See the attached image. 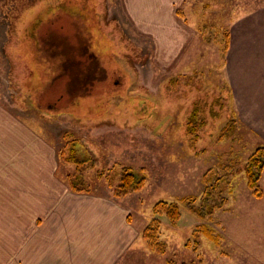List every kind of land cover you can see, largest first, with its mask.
Here are the masks:
<instances>
[{"label": "rangeland", "instance_id": "374dc122", "mask_svg": "<svg viewBox=\"0 0 264 264\" xmlns=\"http://www.w3.org/2000/svg\"><path fill=\"white\" fill-rule=\"evenodd\" d=\"M176 11L195 40L171 67L159 65L154 41L136 29L122 0H0V103L51 146L60 179L76 174L59 160L73 144L76 157L94 159L96 167L85 170L93 177L94 193L87 194L121 209L137 236L116 264H264V202L250 197L244 173L226 191L227 209L204 223L216 240L197 233L203 223L185 203L176 225L157 217L163 252L142 238L155 204L201 196L210 173L226 162L245 165L264 147L240 121L226 67L234 30L264 14V0H184ZM257 46L254 39L255 54ZM249 49L247 43L242 53ZM66 50L77 54L66 60ZM218 96L228 104L226 116L201 113L207 123L192 146L186 132L192 105ZM152 110L156 118L145 124ZM230 119L236 133L220 139ZM123 168L146 182L121 197L106 179Z\"/></svg>", "mask_w": 264, "mask_h": 264}, {"label": "crops", "instance_id": "0c3cea01", "mask_svg": "<svg viewBox=\"0 0 264 264\" xmlns=\"http://www.w3.org/2000/svg\"><path fill=\"white\" fill-rule=\"evenodd\" d=\"M122 1L136 29L154 41L159 65H177L195 40L193 27L176 14L184 0ZM252 16L249 25L234 30L226 67L240 121L260 143L264 142V27L258 23H264V14ZM247 43L251 53L243 54ZM44 142L0 103V264H116L137 237L133 238L125 214L109 201L67 190L56 176L53 150ZM260 186L261 198L249 193L263 203L264 171Z\"/></svg>", "mask_w": 264, "mask_h": 264}, {"label": "trees", "instance_id": "16d2710c", "mask_svg": "<svg viewBox=\"0 0 264 264\" xmlns=\"http://www.w3.org/2000/svg\"><path fill=\"white\" fill-rule=\"evenodd\" d=\"M114 45H120L117 40H114ZM71 46L73 43L71 42ZM228 49L225 46V51ZM65 59L70 60L72 57H75L77 53L73 51L66 50ZM186 81L191 84L194 83V79L192 76L188 75L185 77ZM116 81H119V76L116 78ZM179 79L175 78L169 83L170 89H174L178 85ZM94 83V82H93ZM119 83V82H118ZM173 84V87L171 85ZM200 84V82H199ZM198 85L194 86L197 87ZM198 93H200V87L197 89ZM84 91V90H83ZM81 89H77L75 93L71 92V94L67 95H78ZM213 94V92L209 93ZM192 114L189 118V122L186 126V132L189 139V142L192 146L196 145L201 139V133L207 123L206 117H202L200 114L205 112L211 118L217 120L225 117L224 111H227L228 104L225 102V98L218 96L217 98L209 101V99L202 101V98L199 97L198 101L194 103ZM157 110V108H154ZM227 114V113H226ZM147 119L145 120V124L153 123L156 116H154V112L147 115ZM228 123L219 134L220 139L222 138H231L236 133V119L235 120H227ZM78 144H73L70 150V155H62L59 160L64 165H74L76 174L71 177H66L65 175L62 177L63 181L69 187V189L77 194H90L94 193L93 188L91 186L90 181L92 180V176H88L89 174L85 173L87 168L96 167V163L94 159L90 156V159L82 160L76 157L78 153ZM264 171V147H260L256 150V152L251 155L249 160L245 165L240 166V163L236 162L232 164L231 162H226L222 164V167L217 170L215 173H210L208 180H205L206 189L203 194L199 197H186L179 201H160L154 205L152 209L153 218L147 227L142 232V238L146 241V243L150 246H154L159 252H163L165 250V243L160 242V235L162 232V225L160 218L157 217H165L169 220L172 225H176L182 216V206L181 204L185 203L186 207L193 212V214L202 221L203 224L198 226L197 233H202V235L206 236L210 240H216L214 237L213 229L208 225L204 224L205 222H209L213 219L214 215L219 211H224L227 208V204L230 201L229 197L226 193L229 188V194L232 193L231 182L233 178L240 174L244 173L246 176V181L248 184V188L250 189L252 195L255 198H261L263 196V191L260 186V179L262 177ZM103 174V172L101 173ZM90 180V181H89ZM107 182L109 185L114 186L115 184V195L124 197L130 193L138 192L145 185L146 179L144 176L140 175L133 169L123 168L118 174H113V176L108 177ZM194 235V234H193Z\"/></svg>", "mask_w": 264, "mask_h": 264}]
</instances>
